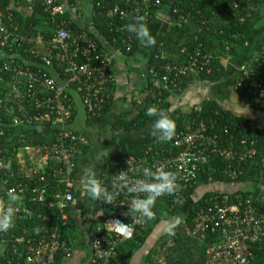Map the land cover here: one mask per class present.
Returning a JSON list of instances; mask_svg holds the SVG:
<instances>
[{
  "label": "trees",
  "instance_id": "trees-1",
  "mask_svg": "<svg viewBox=\"0 0 264 264\" xmlns=\"http://www.w3.org/2000/svg\"><path fill=\"white\" fill-rule=\"evenodd\" d=\"M56 1L57 4L62 3V0ZM66 1L69 5H73L75 2V0ZM137 1L140 3L137 6L140 7L136 10H133L136 4L132 0H92L91 3L92 25L99 35L125 55L134 54L139 44L134 33L128 31V26L134 24L136 20H139L145 27L152 25L156 20L155 10L169 2V0H161L159 4H155V0ZM24 4H29L28 6L32 10L30 15H23L17 9ZM115 7H118V10L114 13ZM121 11H124V14L121 15ZM146 12L148 17L145 16ZM0 13L12 18V21L1 19V24L6 28V33L14 35L13 37L12 35L8 36L7 42L0 46V100L2 101V103L0 102V148L4 155L0 159L10 165L0 168V181H3L8 188L20 183L24 189H27V194L23 198H19L15 204L8 200L10 206L17 204L21 206V204H27V195L32 188H43L48 193L57 191L54 170L50 167L54 165L51 158L47 161L48 166L40 170V174L34 175L32 173L34 169L31 171L30 169H23L20 164V157L16 156L18 150L29 147L37 154V161L38 155H43L44 150L50 147L54 129L31 128L15 131L10 126L11 114L9 110H11V106L8 105L11 104V98L8 97V92L14 80L11 68L24 67L33 60L37 61L30 53L33 45L37 53L41 54L42 47L38 43L28 44L23 38L34 40L41 37L43 41H46L51 38L54 28L53 23L46 21V13L39 0H33L31 3L25 0H13V3L11 0H0ZM263 14L264 0H178L175 2L170 11L169 27L158 42L148 69L153 68L154 71H157L163 63L178 64V62L189 57L196 58L198 64L196 67L203 66V69L197 75L190 72L177 75V77L171 76L166 88L160 85L158 77H153L157 82V87L152 89L154 91L152 100L154 106L159 107L170 93L181 94L194 81L215 82L223 78L226 68L222 63V58H233L247 53H244L243 49H245L248 36ZM15 27L16 29H13ZM69 27L71 36H77L83 32L78 30L79 33H76L77 27L74 24H70ZM85 33L95 41L100 53L108 54L92 33ZM15 37L18 38V42H12ZM130 38L132 41L128 47V39ZM243 67L246 75L244 76L239 70L237 71L233 81V88L236 86L237 88L234 91L251 108L264 112V34L255 40L252 51L243 63ZM56 70L57 72L60 71ZM110 72V70L105 72L106 77ZM111 73L113 74V72ZM59 74L61 75L60 72ZM252 80L256 84H260L261 96H254L247 89L239 87V82ZM113 82L114 80L112 82L105 81L102 84L107 98L102 102L100 110L97 112L98 115L90 116L88 114L89 119L98 121L110 110L114 100L111 93ZM136 108L137 112L130 119L125 118V113L116 116L112 128H121L129 132L150 118L145 114L148 107L141 108L139 104ZM13 113L16 114V111ZM186 119L195 121L192 128L199 126V119L204 120L206 125L214 122L218 147L236 149L239 153H244L247 149L253 148L254 155L244 162L232 161L230 164L219 157H212L200 169L194 185L185 188L179 194L174 190L171 194L166 193L165 195L164 193L153 199L150 215H141L140 222L142 223L139 222L138 225L134 226L133 237L118 241L115 248L116 256L113 259L115 264H129L133 254L146 243L159 224L170 221L180 214L183 206L186 205L187 201H190L189 199L197 187L216 183H245L247 185L257 183L264 186V165L261 162L264 156V126H257L250 119L222 108L214 100H203L192 106L188 112L172 118L175 123V132L171 140L162 142L151 136L139 148L125 151L117 157L106 160L101 166L99 188L102 191H107L108 194L112 193L111 182L115 170L122 165V158L133 157L134 165L140 167L139 169L142 171L140 165L150 163L168 149H172L173 137L183 129ZM205 135L210 136V132L205 131ZM212 146L215 144L208 145L210 149ZM85 148L86 146L77 148L74 157L76 158ZM233 173L235 177H233ZM40 175L44 176L43 181H37ZM175 184L176 189H181V183L175 181ZM102 191L99 198H96L94 206V212L100 213L102 223L114 216L121 217L124 212L130 213L126 211V208L120 213L114 203L103 197ZM224 194L229 197V206H235V203L239 205L240 201L242 202L237 213L244 210L245 201L248 200L256 218L260 220V224L264 228V197L261 195L251 189H237L231 192L207 191L189 205L184 218L175 222L166 233L154 237L153 245L146 253L144 264H203L207 247L214 241L223 239L224 231L232 230L234 225L232 224L224 230L219 227L215 228L214 231L206 230L194 235L191 232L194 227V219L199 211L208 212L209 209H212L214 212L215 203H218L219 207L222 206L219 202ZM123 195L124 192L121 193L120 197ZM1 196L5 199L2 194H0ZM238 197H240V201ZM32 211L34 215L30 219H19L14 216L12 226L7 231H0V238L8 239L10 234H13L14 237H20L23 235V229H26V232L31 233V235L35 234L43 222L40 210L33 206ZM67 224L71 225L69 220L66 221ZM63 229L61 233L66 238ZM12 244H15L13 239L7 244L8 249ZM248 244V250L251 253L248 264H264V237L260 242L251 243L249 241ZM62 259L63 255L58 254L55 264H63ZM0 261L7 262V264H23L21 259L19 261L12 260V257L9 256L0 257Z\"/></svg>",
  "mask_w": 264,
  "mask_h": 264
},
{
  "label": "built area",
  "instance_id": "built-area-1",
  "mask_svg": "<svg viewBox=\"0 0 264 264\" xmlns=\"http://www.w3.org/2000/svg\"><path fill=\"white\" fill-rule=\"evenodd\" d=\"M25 1L31 3L33 0ZM39 1L49 21L53 23L54 33L46 41H43L41 37L34 40L23 38L28 44L38 43L42 51L41 54L37 53L33 45L30 53L37 61H28L29 64L24 67L11 68L14 80L8 92V97L11 98V104L8 105L11 106L9 124L15 131L31 128L54 129L52 143L44 150L41 158L44 159L42 169L48 166L49 158L54 162V165L50 167L54 170L57 191L48 193L43 188H32L28 192L26 205L11 206L14 209V216L19 219L32 218L33 206L41 212L43 223L35 234L31 235L23 229V235L20 237L10 234L8 239L0 238V257L9 256L12 260L18 261L21 259L23 264H55L58 254L63 255L64 258L72 255L71 244L62 236L63 228L61 227L66 226L67 208L73 201L74 154L77 148L87 145V138L83 133L75 132L70 125L74 106L69 95L72 92L76 94L87 113L90 116H97L102 102L107 98L102 84L105 81L114 80L111 73V56L100 53L95 41L86 33L71 36L66 22H57L63 17L64 10L55 0ZM132 1L136 4L133 10L138 9L140 6L137 5L140 3L137 0ZM160 1L154 2L159 4ZM117 10L118 7H115L114 13ZM120 14H124V11ZM145 16L148 17L147 12ZM3 18L4 15L0 13V46L7 42L8 36H14L12 33H6V28L1 24ZM7 19H10V16H7ZM131 41V38L128 39V47ZM12 42H18V38H13ZM196 65H198L197 59L189 57L178 64L163 63L157 71L149 68L147 73L152 77H158L160 85L166 88L171 76L177 77L190 72L199 74L203 66L198 68ZM56 69L60 70L63 78ZM107 70L111 72L106 77ZM239 71L242 75H246L243 65ZM238 84L254 96L262 95L260 84H256L253 80ZM0 102L2 103L1 100ZM14 111L16 114L13 113ZM203 121L199 119V126L192 128L195 121L186 119L183 129L173 137L172 149H168L150 163L140 165L142 171L140 167L134 165L133 157L121 159L122 165L115 170L111 182L112 193L108 194L105 190L102 193L103 197L116 205L120 213L125 208L130 213L124 212L121 217L114 216L104 222L102 231L91 241L86 264H115L112 259L116 255L115 248L118 241L133 237L134 226L141 221V213L136 209L135 202L152 199L151 193L137 187L140 181L145 180L143 170L150 169L155 174H172L175 181L182 185L181 189H175V192L179 194L196 183L200 169L212 157H219L230 164L232 161L244 162L254 155L253 148L239 153L236 149L218 147L215 123L206 125ZM205 131L210 132V136H206ZM211 144L215 146L210 149L208 145ZM30 152L31 149L27 147L24 150H18L16 156H19L21 161L24 155L29 158ZM3 156L0 148V157ZM261 162L264 165V156ZM5 165L9 164L0 159V168ZM42 169H35L32 173L40 174ZM233 177H235L234 173ZM43 179L44 176L40 175L37 181H43ZM145 182L154 183L155 181L149 178ZM26 190L20 183L8 188L3 181H0V194L5 197V199L0 197V212L10 206L9 191H14L19 198H23L27 194ZM122 192L124 195L120 197ZM238 198L240 201V197ZM228 201V195L224 194L219 202L222 206L219 207L218 203H215L214 212L212 209L208 212L199 211L195 216L194 227L191 230L194 235L206 230L214 231L219 227L224 230L234 225L232 230L224 231L223 239L214 241L207 247L203 264H248L251 258L248 242H260L264 237V228L250 207V202L246 200L244 210L237 213L242 202L240 201L239 205L235 203V206H229ZM228 213L231 214L228 215ZM11 239L15 244L8 249L7 244ZM0 264H7V262L0 261Z\"/></svg>",
  "mask_w": 264,
  "mask_h": 264
},
{
  "label": "crops",
  "instance_id": "crops-1",
  "mask_svg": "<svg viewBox=\"0 0 264 264\" xmlns=\"http://www.w3.org/2000/svg\"><path fill=\"white\" fill-rule=\"evenodd\" d=\"M177 1L178 0H169L167 4L155 10L154 15L156 20L152 25L146 27L149 34L153 37L154 43L150 46H146L141 40H139L138 49L132 55H125L119 49H115L98 34L97 30L92 25V0H75L73 5H69L66 0H62V3H58V5L63 8L64 15L57 22L65 21L69 31V25L74 24L77 27L76 33H79L78 30L83 31L82 33H92L101 43L104 50L111 56V70L114 76L113 88L111 90L114 100L110 110L98 121H93V119L88 118V113L76 94L72 92L69 95L74 106L70 125L75 132L83 133L86 136L87 145H85V150L75 158V166L72 173L73 201L67 209V218L71 225L67 224L63 229L68 242L71 244L72 255L69 258L63 257V264H86L90 254L91 241L102 231V226L104 224V222L102 223L100 220V213L94 212L96 199L91 198L82 186V180L85 175L88 173L92 174L98 184L101 166L106 160L112 157H117L125 151L139 148L147 141V139L153 136L152 123L155 120V117H150L143 121L129 132L124 131L121 128L113 129L112 125L114 118L120 114L125 113V118L130 119L137 112L136 107L139 104L141 108L152 107L155 105L152 102L154 93L152 89L155 88V86L157 87V82L147 73V69L158 42L162 39L164 33L169 27L170 11ZM55 2L57 3L56 0ZM11 3H13V0H11ZM28 5L29 4H24L17 7V9L20 10L23 15H30L32 10ZM262 18L263 16H261L258 22H260ZM4 19H7V15L4 16ZM7 20L12 21V18ZM46 21H49L47 15ZM13 29H16V27ZM263 34H259L258 37ZM256 39L245 47V51L247 48H250L249 52L252 51ZM248 56L249 54H242V59L236 57H223L222 63L224 64L226 71L230 70L226 77L215 82L194 81L191 85L186 87L181 94L176 95L170 93L165 97L159 107H155L165 110L172 119L173 117L188 112L192 106L203 100H214L222 108L239 114L246 119H250L255 125L263 127L264 112L254 110L246 101H242L247 106L242 105L240 108H245L241 111L231 110L227 102L225 104L222 102L225 99L223 89H226L228 84H225V81L223 82V80L226 78L233 87V81L237 75L239 65L240 63H244ZM238 97L236 99H238ZM30 155L29 158L27 155L22 157L23 159L20 161V164L23 169H42L44 164L43 157L41 158V156L38 155L36 161L37 154L32 151ZM248 185H250V189L253 192L264 197V186L257 183H250ZM220 192L231 191L220 189ZM193 201H191V203ZM189 202L190 201H187V203ZM184 207L185 205L182 208L183 212H185ZM173 220L174 219H171L169 222H172ZM172 225L173 223L170 225H165V223L159 224V226L155 228V232H158L162 226H165L166 228L164 230H166ZM153 240L151 243H153ZM152 245L153 244H151V246ZM144 246L145 244L133 254L129 264H144L146 253L151 247L149 246V248H145ZM177 255H175L176 258Z\"/></svg>",
  "mask_w": 264,
  "mask_h": 264
},
{
  "label": "clouds",
  "instance_id": "clouds-1",
  "mask_svg": "<svg viewBox=\"0 0 264 264\" xmlns=\"http://www.w3.org/2000/svg\"><path fill=\"white\" fill-rule=\"evenodd\" d=\"M128 31L134 33L136 38L138 40H141L146 46H150L154 43L153 37L149 34L147 28L139 20H136L134 24L129 25ZM145 114L149 117H155V120L152 123L153 136L158 141L162 142L171 140L175 132V123L170 118L168 113L165 110L158 109L155 106H152L146 109ZM143 175L145 177V180L140 181L137 187H139L140 190L151 193L152 199H148L145 201H136L135 207L141 213V215L149 216L152 200L156 196L163 195L164 193L171 194L177 186L175 184V177L170 173L155 174L151 172L150 169H145L143 170ZM149 178H151L155 182L146 183L145 181H147ZM82 186L85 192L93 199L99 198V196L101 195L102 190L98 187L97 181L90 173L86 174L83 178ZM18 199L19 197L14 191L8 192V200L12 204H15ZM13 222L14 209L11 206H8L3 210V212H0V231H7L12 226Z\"/></svg>",
  "mask_w": 264,
  "mask_h": 264
},
{
  "label": "rangeland",
  "instance_id": "rangeland-1",
  "mask_svg": "<svg viewBox=\"0 0 264 264\" xmlns=\"http://www.w3.org/2000/svg\"><path fill=\"white\" fill-rule=\"evenodd\" d=\"M84 3V2H83ZM263 16V18H262V20L260 21V22H258L257 23V26H255L253 29H252V32L250 33V35H249V37H248V39H247V41H246V44H245V46H244V48L245 47H247V45L250 43V42H252L254 39H256V38H258V36H259V34H263L264 33V14L262 15ZM259 24H261V25H259ZM243 51H244V53L245 52H247L246 53V55H248V54H250V48L248 49L247 48V50L245 51V49H243ZM244 55V54H243ZM233 58H235V57H233ZM236 58H243L242 57V54H240L238 57H236ZM243 64V63H242ZM241 63H240V65H239V67L242 65ZM230 70H227L226 71V73H225V75L223 76V78L224 77H226V75H227V73L229 72ZM222 78V79H223ZM228 78V77H227ZM225 81V84H227V87H226V89H223V91H224V100L222 101V102H224V104L227 102V104H228V106L230 107V109L232 110H238V111H241L243 108H245V107H243V108H240L242 105H245V106H247L246 104H244V102H242V101H244V99H242L241 97H238V94L234 91V88L232 87V84H230V82H228V80H226V78H225V80H223V82ZM238 97V99H236ZM236 99V100H235ZM240 108V109H239ZM163 110V109H162ZM31 152H32V150H31ZM30 152V153H31ZM31 156V155H30ZM225 185H228V186H225ZM220 189L222 190V189H224V190H230V191H233L234 189H242V190H249L250 189V185H247V184H245V183H242V184H237V183H231V184H209V185H203V186H200V187H198L195 191H194V193H193V195H192V199L190 198L189 200H190V202L189 203H187L186 205H185V212H183L182 210H181V212H180V214L179 215H176L174 218H172V219H174L172 222H169V221H165L164 223H165V225L166 224H168V225H170L171 223H175V222H177L180 218H184V216L186 215V212H187V210H188V207H189V205L191 204V201H193V200H195L196 198H198L199 196H201L204 192H207V191H220ZM199 194V195H198ZM198 196V197H197ZM166 227L164 226H162L161 227V229H159L158 230V232H153V234L147 239V241H146V243H145V248L146 247H148L149 248V246H151V244H153V243H151L152 242V240L154 239V236H157V234L158 235H162V234H164V233H166L167 231H168V229H169V227L166 229V230H164Z\"/></svg>",
  "mask_w": 264,
  "mask_h": 264
}]
</instances>
